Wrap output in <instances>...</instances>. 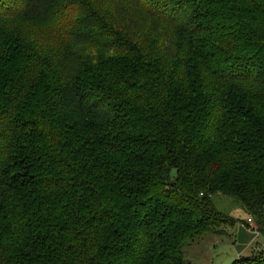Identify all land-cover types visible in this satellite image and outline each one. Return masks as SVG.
Here are the masks:
<instances>
[{
    "label": "trees",
    "instance_id": "obj_1",
    "mask_svg": "<svg viewBox=\"0 0 264 264\" xmlns=\"http://www.w3.org/2000/svg\"><path fill=\"white\" fill-rule=\"evenodd\" d=\"M41 1L0 26V264H184L219 194L264 236V0Z\"/></svg>",
    "mask_w": 264,
    "mask_h": 264
},
{
    "label": "rangeland",
    "instance_id": "obj_2",
    "mask_svg": "<svg viewBox=\"0 0 264 264\" xmlns=\"http://www.w3.org/2000/svg\"><path fill=\"white\" fill-rule=\"evenodd\" d=\"M54 1V0H47ZM56 1V0H55ZM40 2L45 8L50 5L41 0H33L32 3ZM38 5V4H37ZM43 5H39L41 13L32 16H21L15 19H2L0 26L4 29L11 27L12 41L22 36L26 27L33 25V22L42 15ZM9 44V43H8ZM74 54V65L79 68L87 60L86 51L80 45L71 48ZM79 66V67H78ZM216 208L229 216L236 218L233 225L224 227L225 233L220 236L205 234L200 239L192 242L183 250L184 264H230L238 256L250 255L255 249L264 248V236L254 229H249L247 224L254 223L253 217L248 214L236 200L222 195L212 197ZM251 225V224H250ZM254 228L255 225L253 224ZM257 228V227H256ZM255 228V229H256ZM257 249V250H258Z\"/></svg>",
    "mask_w": 264,
    "mask_h": 264
},
{
    "label": "built area",
    "instance_id": "obj_3",
    "mask_svg": "<svg viewBox=\"0 0 264 264\" xmlns=\"http://www.w3.org/2000/svg\"><path fill=\"white\" fill-rule=\"evenodd\" d=\"M250 224H251V225H250ZM250 224H248V228H249V229H254V230H256V229L254 228L253 224H252V223H250Z\"/></svg>",
    "mask_w": 264,
    "mask_h": 264
}]
</instances>
